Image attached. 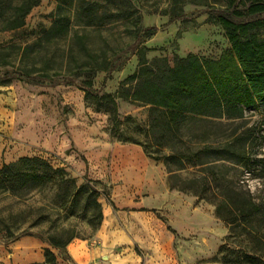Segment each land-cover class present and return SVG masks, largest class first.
I'll return each instance as SVG.
<instances>
[{"label":"rangeland","instance_id":"1","mask_svg":"<svg viewBox=\"0 0 264 264\" xmlns=\"http://www.w3.org/2000/svg\"><path fill=\"white\" fill-rule=\"evenodd\" d=\"M131 1L142 16L141 26L157 27L144 42L149 61L165 58L172 66L188 53L217 58L229 46L220 26L207 21L204 6L187 3L185 16L170 22L162 14L169 0ZM54 7V0H41L22 29L0 33V43L10 38L15 43L32 41L41 26L50 25ZM122 31L119 27L104 33L110 46L120 47L128 41ZM95 43L100 44L101 38H95ZM113 60L111 72L100 71L93 78L94 89L114 93L137 67V57L130 49ZM9 70L0 68V76ZM117 108L120 128L145 137L149 106L118 98ZM182 132L194 148L201 145L202 137L233 143L229 152L220 148L218 153L202 154L200 165L171 164L180 178L204 175L208 167H214L217 177L264 205V102L244 108L242 117L236 119L188 120ZM122 139L110 133L108 114L84 101L79 80L73 85H66L63 77L42 85L19 80L0 85V166L20 157L38 156L64 167L77 184L85 179L98 182L101 225L90 235L85 221H71L85 238H74L67 245L66 259L54 251L58 264H248L242 262L244 252L264 260V217L256 218L248 233H230L211 199L170 189L164 161L148 158L140 145ZM135 146L140 152H135ZM237 153L244 154L241 161ZM135 164L139 165L136 173ZM39 205L45 207L42 212L36 210ZM50 206L46 191L21 199L0 193V264L43 263L47 244L26 231L30 226L33 232L44 227L46 220L40 215L50 213ZM36 221L43 224L36 225Z\"/></svg>","mask_w":264,"mask_h":264},{"label":"trees","instance_id":"2","mask_svg":"<svg viewBox=\"0 0 264 264\" xmlns=\"http://www.w3.org/2000/svg\"><path fill=\"white\" fill-rule=\"evenodd\" d=\"M41 0H0V33L15 32L25 26L30 11ZM49 26H41L32 41L15 43L12 38L0 43V68H9L0 76V85L19 80L42 85L55 77H63L66 85L79 80L84 101L96 111L108 114L110 133L126 143L142 147L144 154L155 161L163 160L170 189L189 191L211 199L215 213L230 226V233H248L258 217H264V205L255 203L249 194L231 186L224 177H217L214 167L208 173L182 179L171 164H201L202 154L218 153L232 147V141H204L191 147L182 137L188 120L236 119L244 108L264 102V0H169L162 14L174 21L185 16V4L206 7L207 21L217 24L228 41L217 58L188 53L168 65L165 58L149 61L146 39L157 27H142V16L131 0H54ZM122 28L129 38L120 47L110 46L104 33ZM101 43H95V38ZM126 46V47H125ZM125 49L137 57V67L126 76L114 93L93 88V78L111 72L113 58ZM148 105L145 137L131 135L120 128L117 99ZM127 117L126 119H128ZM168 153H162V150ZM239 161L244 154L237 153ZM97 181L85 179L77 184L64 167H55L38 156H24L0 166V193L22 198L27 194H50V213L40 215L46 221L35 234L44 240L43 263L58 264L57 251L66 259L67 245L82 238L76 224L85 221L90 235L100 227L103 213L96 188ZM48 207V206H47ZM46 207V208H47ZM39 205L36 210L42 212ZM69 220L68 223H56ZM43 224L39 221L34 222ZM34 225V224H33ZM8 234L12 235L8 230ZM242 262L264 264L254 253L244 252Z\"/></svg>","mask_w":264,"mask_h":264},{"label":"crops","instance_id":"3","mask_svg":"<svg viewBox=\"0 0 264 264\" xmlns=\"http://www.w3.org/2000/svg\"><path fill=\"white\" fill-rule=\"evenodd\" d=\"M133 148H134L135 152H140V151H139V148H138L137 146H135V147H133ZM140 160H141V159H140ZM138 168H139V165H137V164L133 165V171H134V173H136L135 170L138 169ZM126 181H127V182H129V181L131 182L132 180H131V179H126Z\"/></svg>","mask_w":264,"mask_h":264}]
</instances>
